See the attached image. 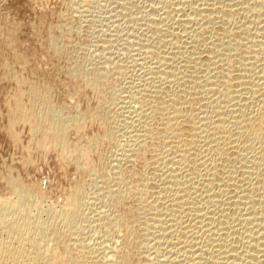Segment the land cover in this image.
Instances as JSON below:
<instances>
[{"label": "rangeland", "instance_id": "374dc122", "mask_svg": "<svg viewBox=\"0 0 264 264\" xmlns=\"http://www.w3.org/2000/svg\"><path fill=\"white\" fill-rule=\"evenodd\" d=\"M202 1L0 0V198H3V200L5 198L16 199V194L11 192H13L15 186L21 184L19 186L23 185L21 188H24V190L27 188L26 190L30 195L35 194L30 197L31 199L35 198L33 201L37 202V207H35L36 205L33 206L32 212L40 218L48 220V217H51L49 215L51 213L50 209L52 213L56 209L58 212L69 203L72 191V194L83 191L84 195L81 193V197L85 201L82 200V203L87 202V204L81 205L83 211L86 212H83L85 213V220L82 222L83 225L81 223L80 227L76 226L74 228L75 231L73 230L72 233L67 232L68 235L70 234L68 238L71 249L75 247L72 249V251L74 250L73 255L77 250L79 254L76 252V255L80 257L81 254L82 256V252L84 253L87 246L90 245L88 249L92 246V250H90L93 251L94 260L96 259L99 262L103 259L105 261L106 259L107 261L110 260L107 264L115 260L116 253L118 254L116 259L124 255L122 258L127 259L128 257V261L133 264H173L172 261L178 262L181 259L179 257L181 254L184 255L181 256L184 260L182 261L183 264H222V262L227 264L224 261L227 256L231 257L230 261L228 258L226 259L229 264L231 262L232 264H256L257 258V262L264 264V188H262L264 187V159L261 160V163L258 160L264 155V148L262 147L264 143L261 144L262 141L253 138L252 135L248 137V135L241 136V134H238L235 123L232 125L235 119L231 118V116L239 114L234 109L237 110L244 103H246L244 108H246L249 115H253L261 104L259 102L261 101L260 96L255 91L259 87H264V84H262L264 82V0H222L223 2L220 0H205L207 4L209 1V7ZM239 93L240 96H237ZM18 95L21 96L23 105L26 107H22L24 111L31 108L30 112H33V110L36 111V114L41 112L38 115L43 114L42 111H52L53 114L57 112V115L60 114L62 121L71 124L67 130L68 133L64 134L67 135L68 143L71 142L69 144L72 145V141H74L73 145L80 143L81 146L91 145L93 147L90 148L87 163L84 159H81L82 164L79 165V160L76 159L75 161L76 157L74 158L76 154L70 153V156L69 153H66L65 156L63 150H60L61 145H58V148L54 146L55 144L53 145L52 140L55 139L52 136L51 138L47 136V134L51 135L52 126L44 125L45 119L38 120L40 124L42 123L43 130L41 129V131H34L30 126L31 122L27 120L28 124H25L24 120L20 121L19 117L12 112V108L17 106L16 97ZM34 96L40 98L39 100L36 97V103L35 100L33 101ZM242 97L244 99H241ZM252 99L254 100L252 101ZM155 100H157V103L161 100L165 103L161 101L160 104H157ZM236 103L237 105H235ZM161 104H165V107L162 105L164 111L161 109L158 111ZM143 105L145 106L143 107ZM152 105L158 106L155 107L157 110L149 112L152 111ZM177 106L180 108L178 109ZM227 108L232 109V111ZM177 109L180 110L178 112L179 116L178 113L176 114ZM181 109L184 113L183 115L181 113L182 117L180 115ZM160 110L166 115L168 114L169 117L173 115L174 111V116L169 118L165 115L166 118L163 121L164 114ZM225 110H228V112ZM28 111L26 113H29ZM222 111L227 114L225 113L224 116ZM150 113L151 115L153 113L154 119L151 118ZM159 113H162V116ZM184 115L187 119H184ZM154 116L159 117V120L155 119ZM175 116L177 118L181 117L180 121L181 119L188 120L186 122L182 120L183 123L188 124L187 127H185V124L180 123ZM221 116H223L225 124L220 122L222 123L220 126L218 122L222 121ZM12 117L14 120H19V123H16ZM15 117L18 118L15 119ZM60 117L57 120L62 122ZM202 117L206 120L203 121ZM168 118L172 121L165 120ZM174 118L177 120H174ZM191 118L195 119H192V121L197 122L198 120L200 122V124L197 123L201 126V129L209 124L200 130L198 124L195 123L194 128L196 129L192 131L189 130L190 127L192 128ZM150 119L154 125L151 124ZM156 120L162 125L161 127H159ZM11 121L15 123L11 124ZM77 121L81 122L82 129L76 130L75 124ZM165 121L168 125L172 123L173 129H176V134L173 133L175 130H171V127L167 126L166 128ZM175 121L177 125V121H179V129L183 124L184 129L187 128L188 130L179 131L177 125L174 124ZM12 125H15V127L13 128ZM46 125L49 127L48 129ZM163 125L164 128H162ZM153 126L154 128H152ZM10 127L12 128L11 131ZM168 128L172 131V134L181 137L176 139L175 135L170 136L171 133ZM30 129L33 130L31 133ZM153 129H160V131H153ZM166 129L169 131L167 132L168 135L165 133ZM201 131L207 133H201ZM154 132L161 135V139ZM150 133H154L159 138L154 140L153 137L156 138V136L153 134L152 137ZM213 134L215 137L212 136ZM14 135L19 138H15ZM148 135L153 138V143L152 140H149L151 138ZM46 136L52 140H47L46 147L41 149L39 142ZM163 136H165V139ZM234 136L236 139L233 138ZM40 138L41 140L38 141ZM145 138L151 141L150 143L153 145L145 146L148 143ZM34 139H37V141ZM93 139H95V143H93ZM88 140H91L92 144H88ZM156 140H158L157 144L159 146L156 145ZM213 140H215L214 143ZM34 143H36V146ZM54 143H56V140ZM159 143L162 145L160 146ZM163 144H165L164 148ZM220 144L221 146H219ZM154 145L157 146H155L156 151L153 148ZM182 145L183 147H181ZM201 145L204 147L202 148ZM158 147L164 150L161 154L159 152L161 149H158ZM185 149H190V151L187 150L188 153L182 152ZM218 151L221 155H218ZM179 152L185 153L184 158L180 157L182 154L180 155ZM250 154L253 156L258 155V157H253ZM154 156L156 157L154 158ZM158 156L161 157L160 161L159 158L156 159ZM172 158L173 160H171ZM152 162L154 164H151ZM173 168L176 171H173ZM180 171L181 175H179ZM219 171H222V173ZM182 177L183 180L179 182ZM230 177L232 180H230ZM176 178H179V180H176ZM148 179L150 180L148 181ZM245 180L246 182H244ZM176 181L179 185L181 183L184 186L179 187ZM10 183H14V187ZM141 186L145 187L142 188ZM149 186L151 189L148 188ZM177 188L179 189L177 190ZM179 190L181 193L185 190L186 192H183L185 196L183 193L180 194ZM189 190L190 192H188ZM208 190H210V193ZM251 190L253 193H250ZM211 191L215 193L212 195ZM191 194L192 196H190ZM233 194L234 196H232ZM243 194H246L245 196L251 194L252 197L250 195L249 199L244 197ZM178 195L181 197H178ZM68 196L69 198H67ZM158 196L160 198H157ZM247 199L250 202L245 205ZM253 201L255 204L251 203ZM52 207L55 210H52ZM38 209L41 210L38 211ZM114 216L118 217L115 218L117 221L114 220ZM253 218H255V221ZM119 219H122L123 223ZM113 223L116 225H113ZM122 224H126V228L122 227L124 226ZM161 224L165 227L173 226L163 229L160 226ZM156 226L159 227L156 228ZM200 226H203V228H200ZM60 227L62 232L65 229L66 231L69 230L62 225ZM161 227L162 229H159ZM1 230L0 234H3L1 236L6 237V232L2 233L4 231ZM150 230L154 232L152 233ZM196 230L201 231L197 232ZM203 230H205V233ZM131 233L134 235L130 238ZM165 235L167 236L165 237ZM70 237L74 239H70ZM187 241L190 245H186L188 244ZM83 243L84 246H82ZM195 244L198 245L195 246ZM80 245L83 250L79 247ZM174 245L181 247L182 250H178L179 248L174 247ZM60 246L61 248H59ZM63 247V243L57 246L59 251H63ZM96 249L98 250L96 251ZM221 250L225 252L222 253ZM256 250L260 254H257ZM170 251H173L174 254ZM175 252H177V255H175ZM186 254L188 258H184ZM217 255L219 256L216 257ZM106 256L110 258H106ZM166 257L169 260L172 258L170 260L172 263L168 259L164 261L163 259H166ZM219 257H221V260L218 259ZM232 259H235V262ZM214 260L216 262H211ZM177 262L174 264H177Z\"/></svg>", "mask_w": 264, "mask_h": 264}, {"label": "bare ground", "instance_id": "6f19581e", "mask_svg": "<svg viewBox=\"0 0 264 264\" xmlns=\"http://www.w3.org/2000/svg\"><path fill=\"white\" fill-rule=\"evenodd\" d=\"M196 1V0H195ZM204 2H205V4H207L206 3V1L205 0H203ZM202 1V2H203ZM213 1V0H212ZM220 1H222V0H220ZM247 1V0H246ZM163 2V1H162ZM189 2V1H188ZM223 2V1H222ZM261 2V1H260ZM264 2V1H263ZM228 3V2H227ZM257 3V2H256ZM259 3V2H258ZM262 3V2H261ZM160 4V3H159ZM175 4V3H174ZM208 4H209V1H208ZM208 4H207V7H209L208 6ZM211 4V3H210ZM223 4V3H222ZM244 4V3H243ZM190 5H191V2H190ZM189 5V6H190ZM215 5V4H214ZM255 5H257V4H255ZM264 5V4H263ZM195 6V5H194ZM193 6V7H194ZM219 6H220V3H219ZM221 6H223V5H221ZM227 6V5H226ZM247 6V5H246ZM259 6V5H258ZM206 7V6H205ZM214 7V6H213ZM225 7V6H224ZM222 8V7H221ZM231 8V7H230ZM197 9V8H196ZM261 9H262V7H261ZM175 10V9H174ZM198 10H199V8H198ZM200 10H202V9H200ZM206 10H208L207 8H206ZM229 10V9H228ZM195 11V10H194ZM215 11V10H214ZM220 11V10H219ZM225 11V10H224ZM234 11V10H233ZM188 12V11H187ZM196 12H198L197 10H196ZM206 12V11H205ZM210 12V11H209ZM208 12V13H209ZM221 12H222V10H221ZM212 13V12H211ZM216 13V12H215ZM193 14V13H192ZM196 14V13H195ZM217 14V13H216ZM225 14V13H224ZM203 15V14H202ZM201 16V15H200ZM191 17V16H190ZM196 17V16H195ZM204 18H206V17H204ZM210 18H212V17H210ZM159 19V18H158ZM189 19H191V18H189ZM221 19V18H220ZM223 19V18H222ZM208 20V19H207ZM191 21V20H190ZM199 21V20H198ZM209 22H211V21H209ZM252 22V21H251ZM191 23V22H190ZM196 23V22H195ZM205 23V22H204ZM226 23V22H225ZM196 25V24H195ZM198 34V33H197ZM196 35V34H195ZM198 36V35H197ZM201 38V37H200ZM213 40V39H212ZM216 40V39H215ZM176 48V47H175ZM204 50V49H203ZM183 52H185V51H183ZM208 52V51H207ZM210 52V51H209ZM248 52V51H247ZM196 53V52H195ZM200 53V52H199ZM219 55V54H218ZM217 55V56H218ZM241 55V54H240ZM196 59V58H195ZM246 59V58H245ZM177 61V60H176ZM222 61V60H221ZM250 62V61H249ZM242 63V62H241ZM165 64V63H164ZM163 64V65H164ZM162 66V65H161ZM241 66V65H240ZM171 69V68H170ZM247 69V68H246ZM168 70V69H167ZM159 72V71H158ZM259 72V71H258ZM86 74V73H85ZM94 75V74H93ZM196 75V74H195ZM239 75V74H238ZM244 75V74H243ZM88 76H89V74H88ZM247 76V75H246ZM90 77V76H89ZM239 77V76H238ZM243 77V76H242ZM264 77V76H263ZM175 78V77H174ZM93 79V78H92ZM236 79H237V77H236ZM244 79V78H243ZM251 79V78H250ZM89 80V79H88ZM174 80V79H173ZM247 80V79H246ZM254 81V80H253ZM217 82V81H216ZM247 82H248V80H247ZM140 83V82H139ZM255 83V82H254ZM198 84V83H197ZM259 84H260V82H259ZM262 84H264V82L262 83ZM261 84V85H262ZM95 85V84H94ZM231 85V84H230ZM243 85V84H242ZM155 86V85H154ZM234 86V85H233ZM236 86V85H235ZM255 86V85H254ZM258 86V85H257ZM238 87V86H237ZM158 88V87H157ZM244 88V87H243ZM249 88V87H248ZM190 89V88H189ZM154 90V89H153ZM226 90V89H225ZM235 90V89H234ZM241 90V89H240ZM254 90V89H253ZM252 90V91H253ZM159 91V90H158ZM212 91V90H211ZM240 92V91H239ZM249 92V91H248ZM247 92V93H248ZM256 92H258V95L260 96H258L259 98H260V100L261 101H259V102H261V104H260V106H259V104H258V108L259 109H257V111L255 112L254 110V114L253 115H249L248 113H247V110H246V108H244V106H246V103H244V104H242V105H240V108H237V110L236 109H234V111H237L239 114L238 115H233L234 116V118H233V116H231V118L232 119H235V121H233V124L232 125H234V123H235V127H236V130H237V132H238V134H241V136H247L248 135V137H249V135H252V136H254L253 138H255V139H260L261 141H262V143H261V141H260V143L261 144H263L264 143V87H259V88H257L256 89V91H255V93ZM34 93V92H33ZM32 93V95H34ZM192 93V92H191ZM242 93V92H241ZM197 94V93H196ZM245 94V93H244ZM203 95V94H202ZM207 95V94H206ZM157 96V95H156ZM159 96V95H158ZM191 96V95H190ZM237 96H240V93H239V95L237 94ZM236 96V97H237ZM253 96V95H252ZM251 96V97H252ZM36 97L40 100V98L38 97V96H34V98L35 99H33V101L36 103ZM184 97H185V95H184ZM230 97V96H229ZM253 97H255V96H253ZM159 98V97H158ZM223 98H225V97H223ZM235 98V97H234ZM248 98H250V97H248ZM17 99V100H16ZM16 102H17V106L16 107H14V108H12L13 109V113H14V115L15 116H18L19 117V119H20V121L21 120H24V121H22V122H24L25 124L27 123L26 122V120L27 121H29V122H31V127H32V129L34 130V131H41V129L43 130V128H42V123L40 124L39 123V121L41 120V118H43V119H45V123H44V125L45 124H47L48 126L50 125V126H52V129H51V135L49 136L48 134H47V136L48 137H50L51 138V136L53 137V139H55L56 140V143H54V141L52 140V139H49L47 136H46V138H44L42 141H40L41 140V138L40 139H38V141H40L39 142V146H41L42 148L41 149H43V147L45 148L46 147V142H47V140L48 141H51L52 140V143H53V145L54 146H60L61 145V147L63 148H61L60 147V150H63L62 152H64L65 153V156H66V153H71V154H76V156H74V158H75V161H76V159L77 160H79V165H81L82 163V161H80L81 159H84V161H85V163H87V160H88V156H89V152H90V148H93L91 145H88V146H81V144L79 143H76L75 145H73V143H74V141H72L73 143H72V145L71 144H69V143H71V142H69L68 143V140H67V138H66V136L67 135H64V134H67L68 132H67V130L69 129V127L71 126V124H69L68 122H66V121H62V119H61V117L59 116L60 114H58L57 115V112H56V114L54 113H52V111L50 112H48V111H42L43 112V114H40V115H38L39 113H41V112H39V113H35L36 111H34L33 110V112H30V109L31 108H29L28 110H26V111H24V109L22 108V107H24V105H23V102H22V98H21V96H17L16 97ZM164 99V98H163ZM162 99V100H163ZM194 99V98H193ZM196 99V98H195ZM194 99V100H195ZM199 99H200V97H199ZM207 99V98H206ZM229 99V98H228ZM241 99H244L243 97L241 98ZM43 100V99H42ZM161 100V101H162ZM202 100V99H201ZM246 100V99H245ZM254 99H252V101H253ZM157 100H155V102H156ZM161 101H159L157 104H160V102ZM164 101H165V99H164ZM213 101V100H212ZM241 101V100H240ZM31 102V101H30ZM38 102V101H37ZM40 102V101H39ZM42 102V101H41ZM136 102V101H135ZM187 102V101H186ZM43 103V102H42ZM41 103V104H42ZM144 103V102H143ZM162 103H165V102H163L162 101ZM178 103V102H177ZM191 103V102H190ZM223 103V102H222ZM243 103V102H242ZM249 103V102H248ZM256 103H257V100H256ZM39 104V103H38ZM139 104V103H138ZM151 104V103H150ZM154 104V103H153ZM195 104V103H194ZM204 104V103H203ZM219 104V103H218ZM230 104V103H229ZM21 105H23V106H21ZM40 105V104H39ZM43 105V104H42ZM155 105V104H154ZM163 104H161V106H159V108H158V111H159V109H161L162 111H164V107L162 106ZM227 105V104H226ZM235 105H237V103L235 104ZM255 105V104H254ZM15 106V105H14ZM41 106V105H40ZM145 105H143V107H144ZM234 106V105H233ZM251 106V105H250ZM36 107V106H35ZM151 107V106H150ZM153 107H154V110H153ZM156 106H153L152 105V111H149V112H153V111H155V109L158 107H156ZM160 107H162V108H160ZM178 107V106H177ZM239 107V106H238ZM254 107V106H253ZM11 108V107H10ZM24 108H26V107H24ZM141 108V107H140ZM180 107H178V109H179ZM234 108V107H233ZM145 109V108H144ZM150 109V108H149ZM176 109V108H175ZM177 109V111H176V114L180 111V110H178ZM189 109V108H188ZM221 109V108H220ZM228 109V108H227ZM249 109H250V107H249ZM255 109V108H254ZM39 111H40V109H38ZM134 110V109H133ZM148 110V109H147ZM157 110V109H156ZM160 110V111H161ZM228 110H230V111H232V109H228ZM228 110L226 111V112H228ZM29 112V113H26V112ZM146 111V110H145ZM161 111V112H162ZM183 109H181V112H180V115H181V113H182V115L184 114L183 112ZM196 111V110H195ZM252 111V110H251ZM252 111V112H253ZM170 112V111H169ZM168 112V113H169ZM219 112V111H218ZM224 111H222V114H224V116H225V113L226 112H224ZM58 113H59V111H58ZM134 113V112H133ZM137 113V112H136ZM145 113V112H144ZM164 115H163V121H164V118H166V116H168V114L166 115V113H164V112H162ZM162 113L160 114L161 116H162ZM204 113V112H203ZM17 114V115H16ZM96 114V113H95ZM98 114V113H97ZM155 114H157V113H155ZM154 114V115H155ZM195 114V113H194ZM200 114V113H199ZM199 114H198V116H199ZM227 114V113H226ZM231 115L233 114V113H230ZM237 114V113H236ZM43 115V116H42ZM70 115V114H69ZM147 115V114H146ZM149 115V114H148ZM147 115V116H148ZM150 115H151V113H150ZM149 115V116H150ZM152 115H153V113H152ZM151 115V116H152ZM166 115V116H165ZM182 115H181V117H182ZM188 115V114H187ZM186 115V116H187ZM219 115H220V113H219ZM13 116V115H12ZM141 116V115H140ZM165 116V117H164ZM172 116H174V111H173V115H170V117H172ZM178 116H179V113H178ZM203 116V115H202ZM212 116V115H211ZM17 117V118H18ZM60 117V120L63 122H59L57 119ZM155 117V116H154ZM169 117V116H168ZM169 117V118H170ZM176 117V116H175ZM180 117V118H181ZM203 117H206V116H203ZM203 117H202V120L203 121H205L206 119H203ZM215 117V116H214ZM222 117V121H219L218 123H220V122H223V116H221ZM16 117H15V119H17ZM152 119H154L153 118V116L151 117ZM159 117H155V119H157V120H159L158 119ZM161 118V117H160ZM165 119V120H167L168 122H169V120H171L172 121V119ZM177 118V117H176ZM176 118H174V120L176 119ZM180 118L178 117L177 119L180 121ZM195 118V117H194ZM212 118V117H211ZM226 118V117H225ZM12 119H13V117H12ZM40 119V120H39ZM148 119H149V117H148ZM176 119V120H177ZM184 119H187V117L185 118V115H184ZM184 119H181V121H180V123H183V122H186V121H188V120H184ZM189 120H190V117L188 118ZM192 119L193 118H191V123L190 124H192V128L190 127V129L189 130H195L196 128H194V125H195V123H197L198 122V120H200V119H198V117H197V122H195V121H192ZM209 119H210V114H209ZM14 120V119H13ZM39 120V121H38ZM69 120V119H68ZM70 120H72V119H70ZM77 120V119H76ZM75 120V121H76ZM88 120V119H87ZM151 120V119H150ZM156 120V121H157ZM161 120H162V118H161ZM160 120V121H161ZM182 120H183V122H182ZM193 120H195V119H193ZM208 120V119H207ZM211 120V119H210ZM216 120V119H215ZM219 120V119H218ZM229 120V119H228ZM14 121H16V123L19 121V120H14ZM44 121V120H43ZM74 121V120H73ZM73 121H71V123H73ZM80 121V120H79ZM167 121H165L166 122V128H167V126L168 127H171V130L173 129V127H172V123H170L169 125H168V123H167ZM170 121V122H171ZM179 121H177L178 122V125H179ZM12 122V121H11ZM10 122V123H11ZM42 122V121H41ZM101 122V121H100ZM103 122V121H102ZM151 122V124L152 125H154L153 123H152V120L150 121ZM149 122V123H150ZM159 121H157V123H158ZM164 122V123H165ZM213 122V121H212ZM226 122H227V118H226ZM15 122H12L11 124H14ZM19 123V122H18ZM39 123V124H38ZM75 123V122H74ZM148 123V124H149ZM174 123V122H173ZM188 123V122H187ZM199 124H200V122H198ZM197 123V124H198ZM214 123V122H213ZM224 123V122H223ZM28 124V123H27ZM83 124V123H82ZM86 124V123H85ZM84 124V125H85ZM156 124V123H155ZM159 124V127H161L162 125L160 124V123H158ZM174 124H176L177 125V123H176V121H175V123ZM183 124H185V123H183ZM181 125L182 127V129L180 128H178V125L176 126L178 129H179V131H181V130H183V132H184V130L186 129V130H188L187 128H185L184 129V125ZM196 124V125H197ZM198 124V126L200 127L199 129L200 130H202V129H204V127H206L208 124H206L205 125V123H203V125H205L202 129H201V126ZM221 124L222 123H220V126H221ZM225 124V123H224ZM43 125V126H44ZM47 125H46V127H47ZM76 126L75 127H77L76 128V130L77 129H80L81 127H82V125H81V122H76V124H75ZM151 125V126H152ZM157 125V124H156ZM155 125V127H157ZM186 125V124H185ZM188 125V124H187ZM187 125L185 126V127H187ZM202 125V124H201ZM10 126V125H9ZM13 126V128L15 127V125H12ZM49 126V127H50ZM150 126V127H151ZM45 127V126H44ZM49 127H47V129L49 128ZM101 127V126H100ZM165 126L163 125V127L162 128H164ZM179 127H180V125H179ZM189 127V126H188ZM195 127H197V126H195ZM212 127V126H211ZM214 127V126H213ZM212 127V128H213ZM223 127V126H222ZM221 127V128H222ZM228 127V126H227ZM233 127V126H232ZM11 128V127H10ZM9 128V129H10ZM83 128V127H82ZM81 128V129H82ZM140 128V127H139ZM152 128H154V126L152 127ZM158 128V127H157ZM209 128V127H208ZM219 128V127H218ZM44 129H46V128H44ZM151 129V128H150ZM161 129V128H160ZM160 129L158 130H156V129H153V131H160ZM12 130V128L10 129V131ZM33 130H31L30 129V133H31V131H33ZM162 130V129H161ZM164 130V129H163ZM168 130H169V128H168ZM171 130H169L170 131V133L172 132ZM173 130H175L173 133H175L176 132V129H173ZM185 130V131H186ZM198 130V129H197ZM206 130V129H205ZM210 130V129H209ZM233 130V129H232ZM47 131V130H46ZM49 131V130H48ZM169 131H167V129H166V132L165 133H167V132H169ZM178 131V132H179ZM43 132V131H42ZM64 132H66V133H64ZM149 132H152V131H149ZM177 132V133H178ZM200 132V131H199ZM198 132V133H199ZM203 131H201V133H202ZM209 132V131H208ZM216 132H218V131H216ZM215 132V133H216ZM236 132V131H235ZM33 133V132H32ZM78 133V132H77ZM108 133V132H107ZM155 134H158V133H156V132H154ZM154 133H150L151 134V136L154 134ZM160 133V132H159ZM161 133H163V132H161ZM182 133V132H181ZM186 133V132H185ZM184 133V134H185ZM197 133V134H198ZM203 133H205V131L203 132ZM207 133V132H206ZM205 133V134H206ZM231 133V132H230ZM230 133H229V135H230ZM35 134H36V132H35ZM41 134V133H40ZM44 137H45V135H46V133H45V130H44ZM42 134V135H43ZM113 134V133H112ZM149 134V133H148ZM154 134V135H155ZM176 134V133H175ZM175 134H172L171 133V135L170 136H172V135H175ZM179 134V133H178ZM177 134V135H178ZM183 134V135H184ZM210 134V133H209ZM221 134V133H220ZM235 134V133H234ZM13 135V134H12ZM16 135H17V132H16ZM16 135H14V137L16 136ZM34 135V134H33ZM37 135V134H36ZM159 135V134H158ZM163 135H165V134H163ZM167 135H168V133H167ZM167 135H166V137H167ZM179 135H181V134H179ZM195 135H196V133H195ZM223 135V134H222ZM233 135V134H232ZM236 135V134H235ZM35 136V135H34ZM34 136H33V138H34ZM95 136V135H94ZM141 136V135H140ZM143 136V135H142ZM151 139H149V140H152V143H153V141L155 140V139H157V138H159L158 136H156V138L155 137H153L154 138V140H153V138L150 136V135H148ZM160 136V138L159 139H161V135H159ZM188 136H190V135H188ZM194 136V135H193ZM199 136V135H198ZM212 136H214V134L212 135ZM211 136V137H212ZM231 136V135H230ZM229 136V137H230ZM41 137V136H40ZM77 137V136H76ZM148 137V138H149ZM175 137H176V139L177 138H179V137H181V136H179V137H177L176 135H175ZM200 137V136H199ZM204 137V136H203ZM208 137V136H207ZM215 137V136H214ZM238 137V136H237ZM15 138H19L18 136L17 137H15ZM38 138V137H37ZM144 138V137H143ZM163 138L165 139V136H163ZM189 138V137H188ZM219 138H221V137H219ZM231 138V137H230ZM233 138H235V136L233 137ZM241 138V137H240ZM247 138V137H246ZM81 139V138H80ZM90 139H92V138H90ZM96 139V138H95ZM95 139H93L92 141H93V143H95ZM108 139V138H107ZM174 139V138H173ZM183 139H186V138H183ZM216 139V138H215ZM218 139V138H217ZM223 139V138H222ZM227 139V137L225 138V140ZM236 139V138H235ZM248 139V138H247ZM247 139H244V140H247ZM34 140H36L37 141V139H34ZM145 140L146 141H148V143H147V145H145V146H147V147H149V146H151V145H153L152 143H150L151 141H149L148 139H146L145 138ZM163 140V139H162ZM162 140H161V143H162ZM197 140V139H196ZM208 140H209V138H208ZM207 140V142L209 143V141ZM221 140V139H220ZM224 140V139H223ZM70 141V140H69ZM81 141V140H80ZM89 141V140H88ZM97 141V140H96ZM138 141V140H137ZM143 141H144V139H143ZM183 141V140H182ZM187 141V140H186ZM185 141V142H186ZM195 141V140H194ZM198 141H199V139H198ZM204 141V140H203ZM214 141L215 140H213V143H214ZM228 141V140H227ZM238 141H240L239 139H238ZM248 141V140H247ZM246 141V142H247ZM252 141V140H251ZM15 142V141H14ZM78 142V141H77ZM136 142V141H135ZM145 142V141H144ZM185 142H182L183 144L185 143ZM188 142V141H187ZM192 142V141H191ZM236 142V141H235ZM22 143V142H21ZM86 143V142H85ZM89 143H91V140L88 142V144ZM158 143V140H156V145H158L157 144ZM163 143H164V141H163ZM170 143H171V141H170ZM176 143H177V141H176ZM180 143V142H179ZM207 143V144H208ZM210 143H212V142H210ZM216 143H218V142H216ZM234 143V142H233ZM253 143H254V141H253ZM35 144V146H36V143H34ZM51 144V143H50ZM49 144V145H50ZM57 144V145H56ZM92 144V143H91ZM141 144V143H140ZM146 144V143H145ZM160 144V143H159ZM192 144V143H191ZM197 144V143H196ZM207 144H205V145H207ZM229 144V143H228ZM232 144V143H231ZM236 144V143H235ZM238 144V143H237ZM240 144H242V143H240ZM38 145V144H37ZM144 145V144H143ZM149 145V146H148ZM156 145H154L153 146V148L155 149V146ZM162 144H160V146H161ZM164 146H163V148L165 147V144H163ZM200 145V144H199ZM210 145V144H209ZM233 145V144H232ZM248 145V144H247ZM264 145V144H263ZM47 146H48V144H47ZM159 146V145H158ZM180 146V145H179ZM202 146V145H201ZM211 146V145H210ZM219 146H221V144L219 145ZM226 146V145H225ZM224 146V147H225ZM228 146V145H227ZM246 146V145H245ZM138 147H139V145H138ZM157 147V146H156ZM172 147V146H171ZM175 147V146H174ZM181 147H183V145L181 146ZM180 147V148H181ZM204 146H202V148H203ZM234 147V146H233ZM232 147V148H233ZM236 147H237V145H236ZM249 147V146H248ZM256 147V146H255ZM254 147V148H255ZM260 147V146H259ZM258 147V148H259ZM263 148H264V146H262ZM38 148V147H37ZM58 148V147H57ZM160 147H158V149H159ZM179 148V147H178ZM184 148H186V147H184ZM198 148H200V147H198ZM209 148V147H208ZM241 148V147H240ZM35 149V148H34ZM40 149V148H39ZM148 149V148H147ZM157 149V148H156ZM156 149H155V151H156ZM161 149V148H160ZM171 149V148H170ZM182 149V148H181ZM192 149V148H191ZM195 149V148H194ZM218 149V148H217ZM227 149V148H226ZM230 149H231V147H230ZM261 149V148H260ZM29 150V149H28ZM139 150V149H138ZM175 150V149H174ZM188 150V149H187ZM187 150L185 149V150H182V152H185V153H188L187 152ZM204 150V149H203ZM205 150H208V149H205ZM211 150H213V149H211ZM219 150H222V149H219ZM228 150V149H227ZM258 150V149H257ZM91 151H92V149H91ZM159 151V150H158ZM162 151H164V150H160L159 152H160V154H161V152ZM188 151H190V149L188 150ZM202 151V150H201ZM249 151V150H248ZM255 151V150H254ZM42 152V151H41ZM61 152V153H62ZM149 152V151H148ZM181 152V151H180ZM179 152V153H180ZM214 152V151H213ZM221 152V151H220ZM223 152H224V150H223ZM232 152V151H231ZM244 152H245V150H244ZM257 152V151H256ZM165 153V152H164ZM176 153V152H175ZM184 153V154H185ZM191 153H193V152H191ZM190 153V154H191ZM209 153H210V151H209ZM218 153H219V151H218ZM228 153V152H227ZM226 153V154H227ZM259 153H260V151H259ZM71 154H70V156H71ZM91 154V153H90ZM144 154V153H143ZM142 154V155H143ZM156 154V153H155ZM157 154H159V153H157ZM182 153H180V155H181ZM184 154H182L180 157H183V155ZM213 154V153H212ZM236 154V153H235ZM254 154V153H253ZM63 155V154H62ZM61 155V156H62ZM154 155V154H153ZM208 155H210V154H208ZM217 155V154H216ZM218 155H221V153H219ZM251 155V154H250ZM64 156V157H65ZM68 156V155H67ZM69 156V158H72V157H70ZM145 156V155H144ZM157 156V155H156ZM156 156H154V158L156 157ZM161 156V155H160ZM165 156V155H164ZM191 156V155H190ZM205 156V155H204ZM213 156V155H212ZM228 156V155H227ZM245 156V155H244ZM248 156V155H247ZM251 156H253V155H251ZM149 157V156H148ZM151 157V156H150ZM230 157V156H229ZM253 157H258V155L257 156H253ZM68 158V157H67ZM152 158V157H151ZM159 158V161H160V159H161V157H157L156 159H158ZM167 158V157H166ZM165 158V159H166ZM178 158V157H177ZM184 158V157H183ZM185 158H186V155H185ZM194 158V157H193ZM213 158V157H212ZM216 158V157H215ZM221 158V157H220ZM73 159V158H72ZM170 159V158H169ZM190 159V158H189ZM192 159V158H191ZM195 159H196V157H195ZM204 159V158H203ZM208 159V158H207ZM211 159V158H210ZM246 159V158H245ZM248 159V158H247ZM251 159V158H250ZM264 159V155H262V158L260 159H258L260 162L259 163H261V160H263ZM68 160V159H67ZM74 160V159H73ZM121 160V159H120ZM151 160V159H150ZM153 160V159H152ZM162 160H163V158H162ZM171 160H173V158L171 159ZM179 160V159H178ZM186 160V159H185ZM209 160V159H208ZM208 160H206V161H208ZM155 161H157V160H155ZM158 161V162H159ZM181 161V160H180ZM189 161V160H188ZM196 161H197V159H196ZM203 161V160H202ZM205 161V162H206ZM213 161V160H212ZM214 161H215V159H214ZM218 161V160H217ZM224 161V160H223ZM225 161H226V159H225ZM246 162H247V160H245ZM69 162V161H68ZM71 162H73V161H71ZM205 162H204V164H205ZM242 162V161H241ZM253 162V161H252ZM251 162V163H252ZM76 163V162H75ZM181 163V162H180ZM185 163V162H184ZM190 163H192V162H190ZM196 163V162H195ZM208 164H209V162H207ZM216 163V162H215ZM257 163H258V161H257ZM259 163H258V165H259ZM77 164V163H76ZM151 164H154V162H152ZM174 164V163H173ZM183 164V163H182ZM188 164V163H187ZM203 164V165H204ZM247 164H248V162H247ZM83 165H84V163H83ZM156 165V164H155ZM170 165V164H169ZM252 165V164H251ZM250 165V166H251ZM255 165H257L256 163H255ZM89 166V165H88ZM152 166V165H151ZM162 166V165H161ZM166 166V165H165ZM181 166V165H180ZM179 166V167H180ZM213 166V165H212ZM219 166H220V164H219ZM261 166V165H260ZM187 167V166H186ZM185 167V168H186ZM190 167V166H189ZM206 167V166H205ZM221 167V166H220ZM252 167V166H251ZM253 167H254V165H253ZM258 167V166H257ZM80 168V167H79ZM87 168V167H86ZM149 168V167H148ZM152 168V167H151ZM171 168H172V166H171ZM182 168V167H181ZM247 168V167H246ZM157 169H159L158 167H157ZM207 169H209V168H207ZM218 169V168H217ZM216 169V170H217ZM222 169V168H221ZM253 169V168H252ZM79 170V169H78ZM154 170V169H153ZM173 171L175 170L174 168L172 169ZM214 170V169H213ZM244 170V169H243ZM155 171H156V169H155ZM172 171V172H173ZM176 171V170H175ZM181 171H182V169H181ZM181 171H180V174L179 175H181ZM178 172H179V170H178ZM190 172V171H189ZM219 172H221L222 173V171H219ZM227 172V171H226ZM166 173V172H165ZM193 173V172H192ZM215 173V172H214ZM218 173V172H217ZM232 173V172H231ZM253 173V172H252ZM257 173H258V171H257ZM176 174H177V172H176ZM189 174V173H188ZM220 174V173H219ZM224 174V173H223ZM234 174V173H233ZM244 174H245V172H244ZM250 174V173H249ZM248 174V175H249ZM173 175V174H172ZM178 175V176H179ZM214 175V174H213ZM174 176V175H173ZM177 176V175H176ZM189 176H190V174H189ZM201 176V175H200ZM205 176V175H204ZM211 176V175H210ZM234 176V175H233ZM240 176V175H239ZM251 176V175H250ZM10 177V176H9ZM157 177V176H156ZM171 177V176H170ZM169 177V180L172 178H170ZM175 177V176H174ZM173 177V178H174ZM184 177V176H183ZM183 177H182V179L179 181V182H181L182 180H183ZM196 177V176H195ZM194 177V178H195ZM214 177V176H213ZM212 177V178H213ZM245 177H246V175H245ZM256 177V176H255ZM180 178V177H179ZM179 178L177 179L176 178V180H179ZM219 178V177H218ZM226 178V177H225ZM231 178V177H230ZM150 179H152V178H150ZM150 179H148V181L150 180ZM154 179V178H153ZM152 179V180H153ZM193 179V178H192ZM200 179V178H199ZM228 179V178H227ZM250 179V178H249ZM174 180V179H173ZM187 180V179H186ZM230 180H232V178L230 179ZM12 181V180H11ZM14 181H15V179H14ZM14 181H12V182H14ZM207 181V180H206ZM234 181V180H233ZM262 181V180H261ZM16 182V181H15ZM14 182V183H15ZM19 182V181H18ZM151 182V181H150ZM164 182V181H163ZM171 182V181H170ZM174 182V181H173ZM172 182V183H173ZM177 182V181H176ZM190 182H192V181H190ZM208 182V181H207ZM211 182V181H210ZM214 182V181H213ZM225 182V181H224ZM244 182H246V180L244 181ZM260 182V181H259ZM14 183H10L11 184V186L12 187H14L13 185H15ZM19 183H21V182H19ZM146 183V182H145ZM187 183V182H186ZM204 183V182H203ZM222 183V182H221ZM248 183V182H247ZM177 184H178V182H177ZM183 184V183H182ZM196 184V183H195ZM194 184V185H195ZM202 184V183H201ZM210 184V183H209ZM212 184V183H211ZM235 184V183H234ZM255 184V183H254ZM17 185V184H16ZM19 185H21V184H18L17 186H15V189L13 190V192H11V193H15L16 194V199H13V198H9V199H4L3 200V198L1 199L0 198V229H2L4 232H2V233H5L6 234V237H2L1 235H3V234H0V264H107V262L108 261H110V260H108L107 261V259H106V261H105V259H103V260H101L100 262L99 261H97L96 259V261L94 260V258L95 257H93V255H92V253H93V251H91L92 250V246L90 247V249H88V246H90V245H88L87 246V249H86V251L83 253L82 252V256H81V254L79 255L80 257H78L77 255H76V252L78 253V251L76 250V252H75V255H73V253L72 252H74V250L72 251V249H74L75 247H72V249H71V245H70V241H69V238H68V236H70V234L68 235V233L67 232H69V233H72V231L74 230L75 231V229L74 228H76V226H79L82 222H84V220H85V216H84V214L86 213L85 211H83V209H82V207H81V205L83 204L82 202V200H84L81 196H82V192H75L74 194H72V192L70 193V195H72L71 196V198H69V196L67 197V198H69V199H67V200H69V203L68 204H66V206H63L62 208H61V210H59L58 212H57V209H56V211H54L53 213H52V211H51V209H50V216L51 217H48V220L46 219H42V217L40 218L39 216H37L35 213H33L32 211V207L33 206H35V207H37V202H34L33 201V199L35 200V198H30V197H33V196H31V195H35V194H29L28 193V191L26 190L27 188H25V190H24V188H21V187H23V185L22 186H19ZM143 185V184H142ZM150 185V184H149ZM156 185V184H155ZM154 185V186H155ZM165 185H167V184H165ZM179 185V184H178ZM186 185V184H185ZM249 185H250V183H249ZM263 185V184H262ZM162 186V185H161ZM173 186V185H172ZM180 186H184V185H181V183H180V185H179V187ZM142 187V186H141ZM143 187H145V186H143ZM142 187V188H143ZM158 187V186H157ZM169 187V186H168ZM211 187V186H210ZM226 187V186H225ZM234 187V186H233ZM242 187V186H241ZM240 187V188H241ZM148 188H150L151 189V187L149 186ZM159 188V187H158ZM184 188V187H183ZM186 189H187V187H185ZM196 188V187H195ZM212 188V187H211ZM227 188V187H226ZM258 188V187H257ZM262 188H264V187H262ZM146 189V188H145ZM166 189V188H165ZM179 188H177V190H178ZM185 189V190H186ZM189 189H192V188H189ZM194 189V188H193ZM208 189V188H207ZM232 189V188H231ZM261 189V188H260ZM79 189L77 188V191H78ZM143 190V189H142ZM146 190H148V189H146ZM154 190V189H153ZM169 190V189H168ZM185 190H183V192H186ZM210 190H212V189H210ZM210 190H208L209 191V193H210ZM249 190V189H248ZM15 191V192H14ZM76 191V190H75ZM145 191V190H144ZM150 191H152V190H150ZM157 191V190H156ZM171 191V190H170ZM203 191V190H202ZM245 191V190H244ZM256 191V190H255ZM254 191V192H255ZM260 191V190H259ZM172 192V191H171ZM178 192H180V190L178 191ZM182 192V193H183ZM188 192H190V190L188 191ZM187 192V193H188ZM196 192V191H195ZM194 192V193H195ZM253 193V191L251 190L250 191V193ZM32 193V192H31ZM82 193V194H81ZM150 193V192H149ZM161 193V192H160ZM160 193H158V194H160ZM173 193V192H172ZM177 193V192H176ZM181 192H180V194H182ZM201 193V192H200ZM208 193V194H209ZM211 193H212V191H211ZM213 193H215V192H213ZM213 193H212V195H213ZM248 193V192H247ZM153 194V193H152ZM192 194H193V192H192ZM192 194L190 195V196H192ZM205 194H206V192H205ZM255 194H256V192H255ZM255 194H254V196H255ZM258 194V193H257ZM84 195V194H83ZM86 195V194H85ZM144 195V194H143ZM154 195H155V193H154ZM162 195H164V194H162ZM167 195V194H166ZM183 195L185 196V194L183 193ZM203 195V194H202ZM211 195V194H210ZM246 195V194H245ZM244 194H243V196L244 197H246V198H249L250 199V195H248V196H245ZM263 195V194H262ZM145 196H146V194H145ZM168 196V195H167ZM171 196V195H170ZM174 196V195H173ZM184 196H183V198H184ZM189 196V197H190ZM209 196V195H208ZM217 196V195H216ZM219 196V195H218ZM232 196H234V194L232 195ZM236 196V195H235ZM259 196V195H258ZM258 196H256V197H258ZM12 197H13V195H12ZM34 197H37V196H34ZM85 197V196H84ZM118 197V196H117ZM178 197H181V196H179L178 195ZM196 197H197V195H196ZM201 197H203V196H201ZM211 197V196H210ZM213 197V196H212ZM214 197H215V195H214ZM241 197H242V194H241ZM240 197V198H241ZM251 197H252V195H251ZM260 197V196H259ZM82 198V199H81ZM118 198H120V197H118ZM122 198V197H121ZM127 198V197H126ZM150 198H151V196H150ZM149 198V199H150ZM157 198H160L159 196L157 197ZM177 198V197H176ZM246 198H244V199H246ZM262 198V197H261ZM167 199H168V197H167ZM193 199V198H192ZM199 199V198H198ZM204 199V198H203ZM207 199V198H206ZM236 199V198H235ZM242 199H243V197H242ZM255 199V198H254ZM258 199V198H257ZM263 199V198H262ZM39 200V199H38ZM123 200V199H122ZM173 200V199H172ZM175 200H178V199H175ZM208 200V199H207ZM213 200V199H212ZM241 200V199H240ZM253 200V199H252ZM251 200V201H252ZM256 200V199H255ZM85 201V200H84ZM117 201H119V200H117ZM155 201V200H154ZM185 201H186V199H185ZM200 201H202V200H200ZM41 202V201H40ZM162 202V201H161ZM199 202V201H198ZM205 202V201H204ZM217 202V201H216ZM242 202V201H241ZM247 202H250V201H248V199L246 200V203H245V205L247 204ZM38 203H39V201H38ZM86 204H87V202H85ZM84 203V204H85ZM156 203V202H155ZM178 203V202H177ZM243 203V202H242ZM251 203H254V201L253 202H251ZM83 204V205H84ZM181 204V203H180ZM186 204V203H185ZM205 204V203H204ZM229 204V203H228ZM244 204V203H243ZM255 204V203H254ZM260 204V203H259ZM39 205V204H38ZM82 205V206H83ZM88 205H90V204H88ZM160 205V204H159ZM171 205V204H170ZM173 206H174V204H172ZM195 205V204H194ZM242 205V204H241ZM41 206V205H40ZM111 206V205H110ZM156 206V205H155ZM166 206V205H165ZM169 206V205H168ZM179 206V205H178ZM185 206V205H184ZM161 207V206H160ZM171 207V206H170ZM181 207V206H180ZM192 207V206H191ZM195 207V206H194ZM199 207V206H198ZM197 207V208H198ZM219 207V206H218ZM236 207V206H235ZM242 207V206H241ZM255 207V206H254ZM34 208V207H33ZM38 208H40V207H38ZM157 208V207H156ZM173 208V207H172ZM158 209V208H157ZM165 209V208H164ZM170 209V208H169ZM188 209V208H187ZM191 209V208H190ZM193 209H196V208H193ZM202 209V208H201ZM204 209V208H203ZM202 209V210H203ZM39 210H41V209H38V211ZM52 210H55V209H53V207H52ZM156 210V209H155ZM196 210H198V209H196ZM216 210V209H215ZM222 210V209H221ZM253 210V209H252ZM261 210V209H260ZM165 211V210H164ZM173 211V210H172ZM177 211V210H176ZM184 211V210H183ZM190 211V210H189ZM199 211H200V208H199ZM83 212H85V213H83ZM186 212V211H185ZM212 212H214L213 210H212ZM216 212V211H215ZM40 213V212H39ZM45 213V212H44ZM47 213H48V211H47ZM46 213V214H47ZM88 213V212H87ZM165 213H166V211H165ZM199 213V212H198ZM197 213V214H198ZM206 213H208V212H206ZM52 214V215H51ZM99 214V213H98ZM107 214V213H106ZM155 214V213H154ZM176 214V213H175ZM187 214H189V213H187ZM211 214V213H210ZM243 214V213H242ZM255 214V213H254ZM112 215V214H111ZM157 215V214H156ZM113 216V215H112ZM158 216V215H157ZM163 216V215H162ZM167 216V215H166ZM171 216V215H170ZM175 216V215H174ZM180 216H181V214H180ZM107 217V216H106ZM110 217V216H109ZM207 217V216H206ZM102 218H103V216H102ZM115 218H118V217H115L114 216V220H115ZM121 218V217H120ZM161 218V217H160ZM167 218V217H166ZM185 218V217H184ZM220 218V217H219ZM256 218V217H255ZM255 218H253L254 219V221H255ZM109 219V218H108ZM163 219V218H162ZM170 219V218H169ZM179 219V218H178ZM197 219V218H196ZM244 219V218H243ZM263 219H264V217H263ZM262 219V220H263ZM89 220V219H88ZM87 220V221H88ZM112 220L113 222H115V221H117V220ZM121 220V221H120ZM125 220V219H124ZM159 220V219H158ZM164 220V219H163ZM180 220V219H179ZM199 220V219H198ZM211 220V219H210ZM239 220V219H238ZM249 220H251V219H249ZM119 221L120 222H122L123 223V221H122V219H119ZM118 221V223H120ZM159 221H161V220H159ZM168 221V220H167ZM170 221V220H169ZM168 221V222H169ZM177 221V220H176ZM184 221V220H183ZM193 221V220H192ZM228 221V220H227ZM251 221H253V220H251ZM251 221H249L250 223H251ZM264 221V220H263ZM126 222V221H125ZM157 222V221H156ZM162 222V221H161ZM173 222V221H172ZM179 222V221H178ZM200 222V221H199ZM210 222V221H209ZM259 222V221H258ZM116 224H117V222H115ZM115 223H113V225H116ZM160 223V222H159ZM163 223V222H162ZM175 223V222H174ZM201 223V222H200ZM86 224H87V222H86ZM85 224V225H86ZM101 224V223H100ZM112 224V223H111ZM184 224V223H183ZM192 224V223H191ZM194 224V223H193ZM260 224H261V222H260ZM64 226V228L66 227L67 229H69V230H71V231H69V230H67L66 231V229H65V231H64V229H63V231L64 232H62L60 229H61V227L60 226ZM81 225H83V223L81 224ZM93 225V224H92ZM120 225V224H119ZM122 225H124V224H122ZM121 225V226H122ZM126 225V224H125ZM125 225L124 226H122V227H125ZM168 225V224H167ZM176 225H177V223H176ZM238 225V224H237ZM259 225V224H258ZM160 226H162V224L160 225ZM173 225H170V226H167V227H165V226H162L163 227V229H166V228H168V227H172ZM180 226V225H179ZM194 226V225H193ZM250 226V225H249ZM255 226V225H254ZM253 226V227H254ZM80 227V226H79ZM78 227V228H79ZM113 227V226H112ZM117 227H120V226H118L117 225ZM117 227H114V228H117ZM149 227H150V225H149ZM159 227V226H158ZM157 226H156V228H158ZM162 227L161 228H159V229H162ZM186 227V226H185ZM184 227V228H185ZM208 227H210V226H208ZM245 227V226H244ZM258 227V226H257ZM77 228V229H78ZM121 228V227H120ZM126 228V227H125ZM179 228V227H178ZM200 228H203V226H200ZM199 228V229H200ZM246 228V227H245ZM250 228V227H249ZM119 229V228H118ZM138 229V228H137ZM177 229V228H176ZM262 229V228H261ZM1 230V231H2ZM80 230V229H79ZM78 230V231H79ZM82 230H84V229H82ZM153 230H154V228H153ZM169 230V229H168ZM179 230H180V228H179ZM184 230V229H183ZM186 230V229H185ZM207 230V229H206ZM242 230V229H241ZM248 231L250 230V229H247ZM138 231V230H137ZM136 231V232H137ZM145 231V230H144ZM148 231V230H147ZM151 231V230H150ZM157 231H159V230H157ZM187 231V230H186ZM197 231V230H196ZM199 231H201V230H199ZM199 231H197V232H199ZM204 231V233H205V230H203ZM215 231V230H214ZM229 231H230V229H229ZM238 231V230H237ZM132 232V231H131ZM152 232V231H151ZM154 232V231H153ZM152 232V233H153ZM217 232V231H216ZM243 232V231H242ZM254 232V231H253ZM1 233V232H0ZM156 233V232H155ZM175 233V232H174ZM192 233V232H191ZM195 233V232H194ZM222 233V232H221ZM237 233V232H236ZM65 234H67V235H65ZM74 234V233H73ZM72 234V235H73ZM127 234V233H126ZM129 234H130V232H129ZM178 234V233H177ZM182 234V233H181ZM218 234V233H217ZM250 234H251V231H250ZM255 234H256V232H255ZM254 234V235H255ZM71 235V236H72ZM74 235H76V234H74ZM134 235V234H133ZM132 235V233H131V236H130V238L133 236ZM172 235H173V233H172ZM176 235V234H175ZM183 235V234H182ZM191 235H193V234H191ZM197 235H199V234H197ZM264 235V234H263ZM86 236V235H85ZM92 236V235H91ZM95 236V235H94ZM127 236V235H126ZM136 236V235H135ZM149 236H150V234H149ZM158 236V235H157ZM162 236V235H161ZM163 236H164V234H163ZM167 235H165V237H166ZM252 236V235H251ZM152 237V236H151ZM177 237V236H176ZM198 237V236H197ZM227 237V236H226ZM247 237L249 238V236L247 235ZM255 237V236H254ZM73 238V237H72ZM71 237H70V239H72ZM91 238V237H90ZM112 238H113V236H112ZM156 238V237H155ZM184 238V237H183ZM232 238V237H231ZM250 238H252V237H250ZM74 239V238H73ZM88 239H89V237H88ZM93 239V238H92ZM159 239V238H158ZM161 239V238H160ZM179 239V238H178ZM186 239V238H185ZM190 239V238H189ZM188 239V240H189ZM191 239H193V237H191ZM254 239V238H253ZM256 239V238H255ZM258 239V238H257ZM77 240H78V238H77ZM79 240H81V239H79ZM85 240H87V239H85ZM84 240V241H85ZM108 240H110V239H108ZM107 240V241H108ZM135 240H136V238H135ZM140 240V239H139ZM147 240H148V238H147ZM167 240V239H166ZM251 240V239H250ZM72 241V240H71ZM117 241V240H116ZM170 241V240H169ZM168 241V242H169ZM175 241H176V239H175ZM181 241V240H180ZM219 241V240H218ZM246 241H248V240H246ZM262 241V240H261ZM75 242H77V241H75ZM105 242V241H104ZM130 242V241H129ZM172 242V241H171ZM177 242H179V241H177ZM184 242V241H183ZM188 242V241H187ZM245 242V241H244ZM254 242V241H253ZM60 243H63L64 244V249H63V251H59V249L57 248V246H59L60 245ZM114 243H115V241H114ZM119 243V242H118ZM127 243V242H126ZM132 243V242H131ZM157 243V242H156ZM160 243V242H159ZM174 243V242H173ZM59 244V245H58ZM90 244V243H89ZM105 244V243H104ZM142 244V243H141ZM154 244V243H153ZM179 244V243H178ZM181 244H182V241H181ZM186 244V243H185ZM220 244V243H219ZM247 244V243H246ZM254 244V243H253ZM259 244V243H258ZM258 244H256V245H258ZM75 245V244H74ZM82 245V244H81ZM81 245L79 246L81 249L83 248V247H81ZM99 245V244H98ZM111 245V244H110ZM118 245V244H117ZM169 245V244H168ZM171 245V244H170ZM186 245H190V243L188 242V244H186ZM191 245H192V243H191ZM196 245H198V244H195V246ZM217 245V244H216ZM230 245V244H229ZM82 246H84V243H83V245ZM161 246V245H160ZM175 246H177V245H174V247ZM179 246H180V244H179ZM179 246H177L178 248H179ZM183 246V245H182ZM218 246H220V245H218ZM224 246V245H223ZM253 246H255V245H253ZM260 246V245H259ZM261 246H262V243H261ZM108 247V246H107ZM173 247V246H172ZM176 247V248H177ZM187 247V246H186ZM192 247H194V246H192ZM231 247V246H230ZM229 247V248H230ZM59 248H61V246L59 247ZM101 248V247H100ZM113 248H115V247H113ZM175 248V249H176ZM177 248V249H178ZM184 248H185V245H184ZM211 248V247H210ZM233 248V247H232ZM249 248V247H248ZM256 248V247H255ZM261 248V247H260ZM79 249V248H78ZM85 249V248H84ZM108 249V248H107ZM139 249V248H138ZM142 249H143V247H142ZM164 249V248H163ZM181 249V247L178 249V250H180ZM231 249V248H230ZM252 249V248H251ZM259 249V248H258ZM83 250V249H82ZM94 250V249H93ZM98 249H96V251H97ZM102 250V249H101ZM108 250H110V249H108ZM108 250H105V251H108ZM111 250H113V249H111ZM135 250H137L136 248H135ZM173 250H174V248H173ZM182 250V249H181ZM188 250V249H187ZM224 250H226V249H224ZM237 250V249H236ZM253 250V249H252ZM79 251H81V250H79ZM134 251V250H133ZM169 251V250H168ZM175 251H177V250H175ZM185 251V250H184ZM222 251V250H221ZM249 251V250H248ZM110 252V251H109ZM108 252V253H109ZM112 252V251H111ZM110 252V253H111ZM114 252H116V251H114ZM171 252V251H170ZM173 252V251H172ZM171 252V253H172ZM183 252V251H182ZM225 252V251H224ZM223 251H222V253H224ZM229 252V251H228ZM245 252V251H244ZM250 252H251V250H250ZM249 252V253H250ZM254 252H255V250H254ZM81 253V252H80ZM105 253V252H104ZM104 253H103V256H104ZM163 253V252H162ZM169 253V252H168ZM178 253H180V252H178ZM219 253V252H218ZM253 253V252H252ZM256 253H257V250H256ZM79 254V253H78ZM142 254V253H141ZM173 254H174V252H173ZM191 254V253H190ZM212 254V253H211ZM257 254H260V253H257ZM262 254H263V252H262ZM175 255H177V252H175ZM174 255V256H175ZM209 255V254H208ZM219 255H222V254H219ZM219 255H217L216 257H218ZM233 255V254H232ZM231 255V256H232ZM235 255V254H234ZM238 255V254H237ZM98 256V255H97ZM108 256H109V254H108ZM118 256V254L116 253V256L114 257V259H113V257H111L112 258V260H114L113 262H109L110 264H133L131 261H128L129 260V258L127 257V259L126 258H122V257H124V255L123 256H121V258L119 257V259L117 258L116 259V257ZM144 256V255H143ZM146 256V255H145ZM163 256V255H162ZM173 256V255H172ZM179 256V255H178ZM177 256V257H178ZM181 256H184L183 254H181ZM181 256H179L181 259H179L178 260V262L180 263V264H183L182 263V261H184L182 258L183 257H181ZM189 256V255H188ZM206 256V255H205ZM225 256V255H224ZM230 256V255H229ZM252 256V255H251ZM99 257V256H98ZM171 257V256H170ZM176 257V256H175ZM187 257V254H186V256L184 257V258H186ZM202 257V256H201ZM204 257V256H203ZM210 257V256H209ZM213 257H215V256H213ZM212 257V258H213ZM216 257H215V259H216ZM222 257V256H221ZM221 257H219L218 259L219 260H221ZM244 257V256H243ZM245 257H247V256H245ZM258 257V256H257ZM103 258V257H102ZM106 258H110V257H107L106 256ZM161 258V257H160ZM188 258V257H187ZM223 258V257H222ZM226 259L228 258L229 259V261H230V258L227 256V257H225ZM233 258V257H232ZM256 258V257H255ZM167 259H168V257H166V259H163L164 261H167ZM172 259V258H171ZM170 259V260H171ZM176 259H178V258H176ZM175 259V260H176ZM217 259V260H218ZM226 259H224V261H226V263L227 264H229L228 263V261L226 260ZM238 259V258H237ZM140 260H142V259H140ZM139 260V261H140ZM169 260V259H168ZM169 260V261H170ZM181 260V261H180ZM208 260V259H207ZM233 260V259H232ZM242 260V259H241ZM246 260V259H245ZM249 260H251V259H249ZM261 260V259H260ZM138 261V260H137ZM145 261V260H144ZM148 261V260H147ZM197 261V260H196ZM210 261V260H209ZM234 262H235V259L233 260ZM238 261H239V259H238ZM256 261V260H255ZM257 261H258V258H257ZM256 261V264H260L259 262H257ZM141 262V261H140ZM173 262V264L174 263H176L177 261H172ZM171 261H170V263H172ZM177 262V264H179ZM186 262V261H185ZM205 262H207V261H205ZM211 262H216L215 260L214 261H211ZM218 262V261H217ZM233 262V263H234ZM237 262V261H236ZM243 262V261H242ZM108 263V264H109ZM148 263H150V262H148ZM198 263V262H197ZM220 263V262H219ZM195 264V263H194ZM199 264V263H198ZM204 264V263H203ZM207 264V263H206ZM216 264V263H215ZM218 264V263H217ZM222 264H224L223 262H222ZM230 264H232V262L230 263ZM248 264V263H247ZM254 264V263H253Z\"/></svg>", "mask_w": 264, "mask_h": 264}]
</instances>
